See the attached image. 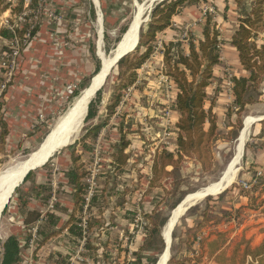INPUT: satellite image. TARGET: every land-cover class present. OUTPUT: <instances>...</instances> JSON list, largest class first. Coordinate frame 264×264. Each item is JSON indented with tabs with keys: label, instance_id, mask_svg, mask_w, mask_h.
<instances>
[{
	"label": "rangeland",
	"instance_id": "1",
	"mask_svg": "<svg viewBox=\"0 0 264 264\" xmlns=\"http://www.w3.org/2000/svg\"><path fill=\"white\" fill-rule=\"evenodd\" d=\"M160 1L162 0H154L149 9L152 10L153 6ZM213 1L201 0L200 3L187 7H194L192 12L195 13V24L203 23L204 13L212 10V13L214 12L213 19L217 23V29L221 35L220 42H227L226 39L229 42L238 26L237 9L234 5L232 9L217 12L213 8ZM135 3L146 5L145 7L149 5L148 0H131L130 3L127 2L124 11L121 12L120 21L108 31L103 40L102 51L105 56H108L109 52L113 50L133 19L136 12ZM5 18L2 15L0 16V27L6 25ZM148 21L149 16L141 27L145 26ZM182 32L180 40L172 43H178L183 53L186 54L185 51L190 39L196 44L197 39L199 40L198 37H201V31L199 32L194 24L186 23L182 26ZM58 36L49 38L50 42L48 43L50 49H54L57 55L59 53L64 54L66 47L70 46L69 40H66L64 36ZM158 36L159 34H157L153 43V52L148 59L149 61L147 60L148 65L145 62L136 72L134 85L121 92V102L107 124L95 136L93 133H89L90 128L105 121L106 106L110 103L115 93L114 89L118 84V70L116 67L106 77L107 79L100 88L99 96L95 95L92 99L96 116L91 119H84L76 141L63 150L56 152L43 166L30 171L32 176L29 181L21 183L16 188L18 192L15 193L14 191L6 205V209L3 210L4 212L0 216V261L3 243L9 236L13 235L16 236L20 244V261L17 264H56L59 254L68 257V264H132L134 262L135 256L132 254L140 249L146 237L148 222L144 215L153 208L152 196L147 195L146 192L154 154L163 149L174 151L175 137L174 122L172 120V106L174 103L169 83L171 79L165 74L163 56L162 58L160 56L164 42ZM30 41L32 40H29L23 48ZM255 41L258 47L263 45L264 33L259 34ZM94 42L96 43V38ZM0 44H7L9 47V51L5 52L7 56L4 57V53H0V116H3L8 129L4 154L0 155V172H2L3 169L13 168L16 164L25 161L41 146L57 120L71 107L75 100L72 97L73 94L69 95L66 91V86L74 85L75 91L85 79L91 80L94 76L97 61H99L100 69V60L98 56H90L79 68L76 66L75 68L81 71L83 65L89 63L90 68L85 75L84 72L81 74V78H78V75L74 78H68L69 81L67 82L69 84L64 82V87L59 90V94L49 96L52 101H55V104L47 106L44 112L39 111V115H35L33 118L32 126L30 124L31 127L21 135L22 133L19 134L16 131V124L8 120V116H6L5 95L7 93L11 95L12 87L17 82L16 78L19 77L20 70L23 69L24 64L22 65L21 59L23 48L18 51V55L13 54L15 56L10 57L12 45L3 40H0ZM142 49L140 51H143ZM223 49V45L220 44L219 66L215 67L213 81L206 89L207 99L204 105L205 109H208L210 102L213 100V113L216 115L217 137L211 146L212 167L209 171L202 172L197 163L189 159L178 170L172 171V175L163 183L164 188L172 192V195L165 196L160 190L156 192L158 193L157 200H162L157 209V214L160 217L166 216L168 219L175 198H178L180 202L184 196L195 193L218 181L226 173L230 162L234 158L237 140L243 128L244 120L252 118L256 121H253L248 129L242 147V155L236 166V169H238L236 178L224 191L226 193L222 196H218L219 194L211 196L214 197V200L209 203L205 201L207 197L196 203L179 219L172 232L170 260L171 258L190 259L191 257V259H195L200 257V254L204 251L198 263L187 262L186 264L211 263L205 257V244L209 241V234H213L211 231H215L211 230L213 224L220 226L217 233L224 234V245L228 256L231 255L236 245H239L240 248V252L237 254L239 255L245 244H248L250 248H254L264 238V215L260 212L261 207L256 210L241 209V207L249 206L250 199L254 200L257 205L264 201V186L255 189V191L252 189V186L258 182L259 177L264 173V82L260 87L262 97L256 98V100L259 99V102L246 107L241 116V128L236 129L237 118L234 112L230 117H227L228 109L233 102L231 78L242 77L247 74L238 63L236 51L232 50L231 55H226L225 49ZM226 50L228 49L226 48ZM94 51L96 54L95 47ZM3 58L4 60H2ZM77 61L80 65L82 58ZM160 65L161 71L159 69ZM152 67L156 70L152 71ZM154 81L156 83L152 89L156 84L159 85V82L164 83L165 103H162L160 95L151 93L154 90L150 88L149 83H154ZM3 84H5V87L1 90ZM232 124L235 126H231ZM86 135L88 136L84 144L80 145L79 142ZM122 138L129 142V146L125 151L129 155V159L124 168L118 171L116 165L112 162L111 156L114 152V146ZM72 154L79 158V163L83 165V169L87 173L85 177V184L87 185L85 201L87 205H84L82 212L76 214V219L80 221L79 225L84 231V238L81 240L72 238L64 231L59 236L49 240L34 254V240L38 238L36 234L37 226L27 229L23 225L22 205L25 204L29 210L39 211L42 216L46 213L57 215L60 218L58 227L67 220V213L60 209L65 208L67 211L73 209L72 190L64 177L65 172L71 166L70 157ZM168 170L172 169L169 168ZM38 185L46 186L49 190L37 189ZM242 189L248 191L249 195L247 197L240 194ZM175 194L177 196H174ZM93 195L96 196V200L88 208L89 200ZM46 197L47 200L45 201ZM56 205L59 206L57 210L54 209ZM238 211L240 216L233 217ZM137 215L143 221V224H140L141 229L134 227L133 221ZM204 216L210 221L191 233L198 223L202 222ZM159 219L161 218H158V221ZM88 224L92 226L90 229H88ZM202 231L206 235L203 239L198 236ZM28 236L30 242L25 246L24 241ZM198 237L200 238L199 241L197 240ZM87 241L92 245V250L86 249ZM162 243V249L153 246L143 250L142 255L148 258L157 256L158 259L164 249L163 239ZM193 244L196 246V252L192 249L191 253ZM201 244H203L202 248H200ZM94 253L96 254L93 257Z\"/></svg>",
	"mask_w": 264,
	"mask_h": 264
},
{
	"label": "trees",
	"instance_id": "2",
	"mask_svg": "<svg viewBox=\"0 0 264 264\" xmlns=\"http://www.w3.org/2000/svg\"><path fill=\"white\" fill-rule=\"evenodd\" d=\"M201 0H162L154 5L148 23L140 28L138 48L135 53H131L121 58L115 66L118 70V84L115 87L110 103L106 106V117L104 123L90 128V134H97L103 128L108 120L115 114L118 108L122 94L121 92L136 82V72L145 64L153 52V43L157 34L166 30L171 26L172 18L177 15L181 9L200 3ZM237 9V29L232 34L229 45L233 47L237 53L238 63L243 71L247 74L242 77L231 78V93L233 102L228 109L227 117H230L234 112L237 118L236 129L241 128V116L246 110V107L259 102L256 98L262 97L261 85L264 82V44L257 46L255 39L259 34L264 33V0H233ZM41 0H0V16L8 13L6 26L0 27V40L9 43L14 38L22 40L25 34L29 31V40H32L39 30V20L41 13L35 18L34 12L40 10ZM24 12L27 15L22 17ZM22 17L23 22L19 19ZM11 29H9V27ZM32 27V28H31ZM31 28V29H30ZM201 38L195 44L193 41L188 43L187 53H183L178 43H167L163 46L162 56L163 65L165 67L166 76L170 77L177 89L175 102L172 106L173 111L178 113V118L173 124L175 137V150L168 151L163 149L154 154L151 168L150 178L148 180V189L146 194L152 196L153 208L145 216L148 224L146 227V237L140 249L133 253L135 260L132 264H155L157 256L148 258L142 255V251L153 246L162 249L161 229L164 226L167 217L157 214V209L161 201L157 200V194L164 193L165 196H171L172 192L167 191L163 183L172 175V171L178 170L181 165L189 159L194 160L198 168L202 172H207L211 169L213 158L211 146L217 137L216 115L213 113V100L210 102L208 109L204 105L207 99L206 89L210 85L213 78V68L220 62V33L217 29V23L213 19V14L206 13L203 23L201 24ZM23 47L21 46V49ZM143 48V51H140ZM9 51L7 44H0V53ZM99 70V61L96 63L94 75ZM90 79H85L83 83L73 92L72 97L77 98L80 91L87 87ZM100 91L96 96H99ZM96 116V110L93 106V100L88 106L86 119H91ZM8 136L7 123L0 116V155L4 154V146L6 137ZM88 135L82 137L80 145ZM129 146V142L124 138L114 146L112 153V162L116 165L118 171H121L126 165L129 155L125 153ZM71 166L65 172L64 177L67 184L71 188V199L73 203L72 211H67L65 208L60 210L67 213V220L58 227L60 218L53 213H46L44 216L39 211L29 210L26 205H22L21 215L23 216V225L27 229H32L37 226V239L34 240V254L44 244L53 237L59 236L66 231L70 237L75 239H83V230L79 225L80 221L76 219V214L82 212L86 205L85 197L87 185L85 184L86 172L83 165L79 163V158L74 154L70 157ZM32 176L29 172L23 182H28ZM264 186V173L259 177L258 182L252 186V189ZM40 190H49L48 187L38 185ZM39 191V190H38ZM18 189H15V193ZM226 192L219 194L222 196ZM194 194V193H193ZM192 194V195H193ZM241 195L247 197L248 191L242 189ZM190 194V196H192ZM174 196H177L176 194ZM189 196V195H188ZM187 196V198H188ZM189 196V197H190ZM47 200V197L45 201ZM96 196L93 195L88 204V208L94 204ZM214 200V197H207L206 203ZM252 201V202H251ZM249 206L241 207V209L249 208L256 210L261 207V213L264 215V201L255 204L254 200L249 201ZM179 203V199L175 198V203L172 205V210ZM122 204V203H121ZM58 205L54 206L57 210ZM6 209V207H5ZM4 209V210H5ZM208 209V207H207ZM171 210V211H172ZM208 211V210H206ZM4 212V211H3ZM227 215V214H226ZM229 215V214H228ZM230 216V215H229ZM240 216L239 211L233 215L237 218ZM158 218L159 219L158 221ZM210 221L206 216L201 223H198L191 233H194L204 223ZM92 226L88 224V229ZM86 238V237H85ZM30 242L28 236L24 241L27 246ZM224 234L214 233V239L206 242L205 257L207 261L215 264H264V238L261 243L254 248H250L248 244L240 252L239 245L232 250L230 256L227 255L224 245ZM203 244L200 245V248ZM86 249L92 250L93 247L88 241ZM126 252V251H125ZM195 259H173L168 264H186L187 262L198 263L201 256ZM96 253L93 254V257ZM239 258V259H237ZM20 261V244L16 236H9L3 243L1 252L0 264H17ZM68 257L58 255L56 264H68Z\"/></svg>",
	"mask_w": 264,
	"mask_h": 264
},
{
	"label": "crops",
	"instance_id": "3",
	"mask_svg": "<svg viewBox=\"0 0 264 264\" xmlns=\"http://www.w3.org/2000/svg\"><path fill=\"white\" fill-rule=\"evenodd\" d=\"M128 1L129 3L131 2V0H41L42 13L40 16L41 18L39 20V30L36 36L32 39V41H30V43L22 50L23 55L21 59L23 63L22 62L21 63L22 65L23 64L24 65H23V69L20 70L19 77L16 78L17 82L12 87L11 90L12 93H10L12 96L9 95L8 93H7L8 95L7 94L5 95L6 116H8L7 117L8 120L16 124L17 126L16 131L19 134L22 133L21 135H23L24 132H26L25 130H27L32 126L33 118L35 117V115L36 116L39 115V111L44 112L47 106L49 105L53 106L55 104V101H52L49 96L56 93L59 94V90H62L64 87L63 83L69 81L68 78L71 77L74 78L77 75L78 78H81V74L84 72L85 75V73L88 72V69L90 68L89 63H85L83 65V70L81 71L80 69H76L75 68L76 66L77 68H79L81 64H83V62L86 61L87 58H90V56L99 57L100 53L103 54L102 51L103 40L106 37V34H108V31L112 29L115 25H117L118 21H120L122 17L121 12L124 11ZM150 2L153 3L154 0H149L148 3ZM213 4H214L213 8L217 12H220L222 10L227 11L229 8L231 9L234 8L233 0H214ZM135 5H136V10H138V5L140 4L135 3ZM193 8H194L193 6L184 8L182 12L178 13L172 18L171 26L166 30L162 31L161 33H159L158 37L161 38L164 44H167L168 42L180 40L183 33L182 26L186 23L194 24L195 27H197V29H199L200 32V25L202 23L200 24L194 23L196 19H195V13L192 12L194 10ZM51 13L52 16L50 17ZM53 14L55 18H57V20L55 21L52 18ZM2 16L7 18L8 13L3 14ZM6 18L4 19L5 23H6ZM58 35L61 37L64 36L66 40L70 41V46L66 47L65 49L66 51L64 50L65 53L64 54L59 53V55H57V52L54 49L52 48L50 49V45H48V43L50 42L49 38L54 36L57 37ZM95 38H96V43L94 42ZM198 38L200 39L201 37ZM220 39H221V35H220ZM226 40L227 42L221 40L222 41L221 44L223 45L227 55L232 53V50L235 49L229 45L228 39ZM94 47L97 50L96 54L94 51ZM226 48L228 50H226ZM187 50H188V45H187ZM187 50L185 52H187ZM160 56L162 58V53L160 54ZM81 58H82V63H80L79 65L77 60H80ZM146 65H148L147 61H146ZM217 66H219V64L216 65L215 67ZM215 67L213 68V78L215 76V72H214ZM152 69H153L152 71L156 70L153 67ZM159 69L161 71V65ZM213 78L211 81H213ZM155 83H156L155 81L154 83H149L151 89L153 88ZM169 83H170V91H171L170 93L172 94V101L174 103L177 89L172 79L169 80ZM67 84H69V82H67ZM152 90L154 91H151V93H154V95L157 94L160 95L162 103H165L164 83L159 82V85L156 84L154 89ZM172 114H173L172 120L175 123L178 118V113L172 111ZM253 121L248 125L246 130L247 132ZM244 129H245V122H243V128L241 131L243 132ZM242 132H240V134ZM173 144L175 150V140ZM242 147H241V155H242ZM239 148L240 147H239V138H238L237 147H236L237 152H235L233 160L236 159ZM235 166L237 165H234L233 169L235 168V172L237 174V169ZM147 185H148V180H147ZM210 196H215V195H210ZM186 198L187 196H185L184 200ZM177 206L178 205H176L175 208ZM173 228H171L170 233ZM219 228H220L219 225L213 224L211 226V230L213 229L215 231L214 232L211 231V233L213 234H209V240L214 239L213 235L214 233H217L219 231ZM199 234L200 235L198 236L201 237L202 239L206 237L203 231ZM192 249L195 250L196 252V246L194 244L191 248V253H192ZM210 264H215V263L211 262Z\"/></svg>",
	"mask_w": 264,
	"mask_h": 264
},
{
	"label": "bare ground",
	"instance_id": "4",
	"mask_svg": "<svg viewBox=\"0 0 264 264\" xmlns=\"http://www.w3.org/2000/svg\"><path fill=\"white\" fill-rule=\"evenodd\" d=\"M145 6L146 5H138V10H136L135 16L133 17V23L130 27V31L123 43L118 45L117 49L113 51L114 54L112 52L109 56H104L102 53L99 54L101 59L99 71L91 78L89 85L83 91H81L77 98H75L71 107L68 108V110L57 120L55 126L50 131L47 138L43 141L39 149L25 161L16 164L13 168L9 169L7 167L8 169H3V171L0 172V211L13 187L19 184L20 179L27 171L34 169L37 166L43 165V163H45L50 158V156H52V154L61 149L63 150L66 148L65 146L76 141L83 126V119L86 114V106L88 105V102L94 97V93L99 88H101L106 77L114 69V66L112 65L114 64L115 60L124 52L131 50L136 44L137 26L141 24V20L147 15L150 7V5H148L149 7ZM253 120L254 119L252 118H247L244 120L245 129L243 132L241 131L242 133L239 137L240 148L237 157L231 162L226 173L220 179H218V181L210 184L206 188L198 190L192 196L186 198L182 204H179L175 210H172L171 214L169 215V220L162 231L167 245L170 242V230L174 227V224H176V221L184 212V208L187 204L194 205L200 202L206 195H217L226 187H228L229 184L231 185V183L234 182L236 178V172L235 168L233 169V166L238 165L241 155V147L247 135L246 130L248 125ZM163 255V257H160L161 259H157L155 264H164L165 261V264L167 263V251H165Z\"/></svg>",
	"mask_w": 264,
	"mask_h": 264
},
{
	"label": "water",
	"instance_id": "5",
	"mask_svg": "<svg viewBox=\"0 0 264 264\" xmlns=\"http://www.w3.org/2000/svg\"><path fill=\"white\" fill-rule=\"evenodd\" d=\"M151 4H152V2H151L149 5H151ZM150 11H151V10L149 9L148 12H147V13H148L147 16H145V17L141 20V24H139V25L137 26V29H136V38H137V40H136V44L134 45V47H133L131 50H128L127 52H124L122 55H120V56L115 60V62H114V64H113L112 66L115 67V66L117 65L118 61H119L121 58H123V57H125L126 55H128V54H130V53H133V52H135V51L137 50V48H138V42H139V31H140V28H141V26L143 25V23H145V22L147 21ZM134 16H135V15H134ZM132 21H133V19L131 20V22H130L129 25L127 26L125 32L122 34L120 40L116 43V45H115V47L113 48V50H111V51L109 52L108 56L111 54V52L114 54L113 51H115V50L117 49L118 45H120V44L123 43L124 39L126 38L127 34H128L129 31H130V27H131V25H132V23H133ZM99 60H100V58H99ZM101 70H102V69H101ZM101 70H100V71H101ZM98 71H99V70H98ZM106 79H107V78H106ZM91 84H92V82H91ZM100 90H101V89L99 88V89L94 93V96H95V95L97 94V92H99ZM93 98H94V97H93ZM93 98H92V99H93ZM92 99L88 102V105L86 106V114H85L84 119H85L86 116H87L88 106H89L90 102L92 101ZM84 119H83V121H84ZM237 141H238V140H237ZM73 143H74V142H72L71 144H69V145H67V146H65V147H68V146L72 145ZM54 154H55V153H54ZM54 154H52V156H53ZM52 156H51V157H52ZM51 157H50V158H51ZM46 162H47V161H46ZM44 164H45V163H44ZM44 164H43V165H44ZM43 165L37 166L36 168L41 167V166H43ZM36 168H34V169H36ZM34 169H31V170L27 171V172L22 176V178L20 179L19 184H17L15 187H13L11 193L9 194V196H8L6 202H5V204L2 206V209H1V211H0V216H1V213L3 212V210L5 209L6 205L8 204L9 199L11 198V196H12V194L14 193L15 189H16L21 183H23V181H24L25 177L27 176V174H28L30 171H33ZM226 190H227V187H226L223 191H221L219 194H221L222 192H224V191H226ZM209 196H210V195H206V196L204 197V199H205L206 197H209ZM184 198H185V196L181 199V201H180L177 205L182 204V203L184 202ZM195 205H196V204H194V205H192V204H187L186 207L184 208V212L182 213V215H181V216L178 218V220L176 221V224H177V222L179 221V219H180L181 217H183V216L187 213V211H188L191 207H193V206H195ZM170 213H171V212H170ZM168 220H169V217H168L166 223L168 222ZM166 223H165V225H166ZM176 224H174V228H175ZM165 225L163 226V229L165 228ZM174 228L172 229V231H171V233H170V236H169V237H170V242L168 243V245H167V243H166V240H165L164 237H163V233H161V236H162V239H163V242H164V249H163L162 253L160 254V256L158 257V259L164 254L165 251H167V253H168V259H167V262H169V260H170V244H171L172 232H173ZM163 229H162V231H163ZM166 264H167V263H166Z\"/></svg>",
	"mask_w": 264,
	"mask_h": 264
},
{
	"label": "built area",
	"instance_id": "6",
	"mask_svg": "<svg viewBox=\"0 0 264 264\" xmlns=\"http://www.w3.org/2000/svg\"><path fill=\"white\" fill-rule=\"evenodd\" d=\"M27 1H29V0H26V3H27ZM40 10H38V11H36V12H34L33 13V15L35 16V18L41 13V11H42V6H40ZM27 13L28 12H24L23 13V15H22V17H24L25 15H27ZM206 13H210V14H214V12L212 13V10H208V12H205L204 13V15L206 14ZM22 17L19 19V21L22 23L23 22V19H22ZM53 19L54 20H57V18H55L54 16H53ZM6 25H7V23H6ZM5 25V26H6ZM9 27V26H8ZM32 28V27H31ZM30 28V29H31ZM9 29H11V27H9ZM30 31V30H29ZM29 31L25 34V36H24V38L22 39V40H20V39H18V38H14L13 40H11L9 43H10V45H12V47H13V49H12V47H11V55H10V57L11 56H15V55H18V51H21V46L22 47H24L25 45H26V43L29 41ZM15 45V46H14ZM15 49H17V50H15ZM15 51V52H14ZM14 52V53H13ZM13 54H15V55H13ZM4 55V57L5 56H7V54L6 53H4L3 54ZM9 55H8V58H9ZM2 60H4V58L2 59ZM9 61V60H8ZM5 87V84H3V85H1V90L3 89ZM74 89H75V86L74 85H67L66 86V91L68 92V94L69 95H71V94H73V92H74ZM1 94V93H0ZM90 191V190H89ZM90 194V193H89ZM87 205V204H86ZM139 215H137L135 218H134V227H136V228H139V229H141L142 227H141V225L143 224L142 222V220H140L139 219V217H138ZM138 222H140V223H138ZM139 224V225H138ZM141 224V225H140ZM197 240L199 241L200 240V238L198 237L197 238Z\"/></svg>",
	"mask_w": 264,
	"mask_h": 264
}]
</instances>
